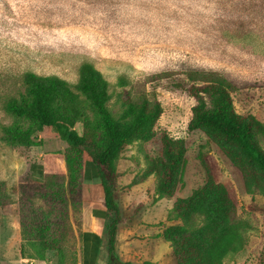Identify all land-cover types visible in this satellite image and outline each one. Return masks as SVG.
I'll return each mask as SVG.
<instances>
[{"label":"rangeland","instance_id":"obj_1","mask_svg":"<svg viewBox=\"0 0 264 264\" xmlns=\"http://www.w3.org/2000/svg\"><path fill=\"white\" fill-rule=\"evenodd\" d=\"M82 62L91 63L109 82L107 106L114 116L121 113L124 90L153 95L162 107L156 138L125 146L115 162L123 218L115 257L129 264H175L160 232L172 224L166 214L174 198L188 196L204 182L200 150L216 181L228 187L245 238L243 249L223 264H264L263 198L246 193L240 172L203 133L187 129L195 104L187 91L190 71L224 76L235 87L236 112L264 123V0H0V264L76 260L80 200L69 196L67 186L56 202L43 194L27 195L40 219L49 213L62 218L67 235L61 250L43 251L35 242L22 241L21 184L31 163L42 160L41 148H11L1 136L14 121L3 101L23 91L24 72L56 75L74 84ZM120 78L127 84L119 85ZM161 132L187 145L183 185L171 198L154 196L153 176L130 185L144 169L146 156L158 154Z\"/></svg>","mask_w":264,"mask_h":264},{"label":"trees","instance_id":"obj_2","mask_svg":"<svg viewBox=\"0 0 264 264\" xmlns=\"http://www.w3.org/2000/svg\"><path fill=\"white\" fill-rule=\"evenodd\" d=\"M187 79V91L195 99L187 129L200 131L207 142L217 147L240 172L246 193L263 198L264 211V123L251 114L236 112L231 96L235 87L221 74L190 71ZM118 82L121 86L127 84L122 78ZM21 84L23 91L3 101L4 112L14 121L3 127L2 141L11 148L40 145L44 138L65 144L62 151L49 152L40 181L27 173L21 184L22 241L35 242L43 251L61 250L67 235L62 218L49 213L40 219L27 195L43 194L56 202V198H63L67 186L69 196L80 200L83 162L90 159L98 169L109 213V264H129L121 263L114 255L118 224L123 222L117 201L115 162L125 146L156 138L154 127L162 113L159 101L144 91L124 90L119 94L121 113L114 116L107 106L110 84L89 62L79 65L74 84L56 75L31 71L21 75ZM78 123L80 133L75 129ZM158 139V154L146 156L144 169L130 185L153 176L154 196L171 198L183 185L187 145L183 138H172L165 132ZM197 158L204 182L188 196L174 198L166 214L172 224L164 227L160 236L168 243L175 264H223L228 255L243 249L245 238L228 187L216 181L203 151H198ZM19 251L26 256L24 243Z\"/></svg>","mask_w":264,"mask_h":264},{"label":"crops","instance_id":"obj_3","mask_svg":"<svg viewBox=\"0 0 264 264\" xmlns=\"http://www.w3.org/2000/svg\"><path fill=\"white\" fill-rule=\"evenodd\" d=\"M75 129L80 133L81 125L76 124ZM37 140H41V135ZM58 145H61V151L65 147L62 141L54 138H44L40 145H34L40 146L41 152L38 156H42V160L39 161V157H37L36 163L34 161L31 163L28 174L32 179L35 181L42 179L45 171V159L49 152L58 149ZM108 218L109 213L104 205V192L98 169L93 161L85 159L82 167L80 212L78 226L75 230L76 264H109L108 258L105 260L106 255L108 256L106 233ZM102 257L104 259L101 261Z\"/></svg>","mask_w":264,"mask_h":264},{"label":"water","instance_id":"obj_4","mask_svg":"<svg viewBox=\"0 0 264 264\" xmlns=\"http://www.w3.org/2000/svg\"><path fill=\"white\" fill-rule=\"evenodd\" d=\"M112 264H117V263H112Z\"/></svg>","mask_w":264,"mask_h":264}]
</instances>
